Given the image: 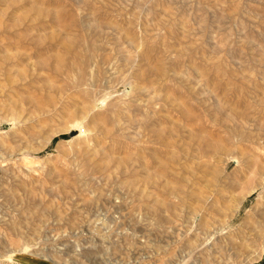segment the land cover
Wrapping results in <instances>:
<instances>
[{
    "label": "rangeland",
    "instance_id": "374dc122",
    "mask_svg": "<svg viewBox=\"0 0 264 264\" xmlns=\"http://www.w3.org/2000/svg\"><path fill=\"white\" fill-rule=\"evenodd\" d=\"M2 54L0 264H264V0H0Z\"/></svg>",
    "mask_w": 264,
    "mask_h": 264
},
{
    "label": "bare ground",
    "instance_id": "6f19581e",
    "mask_svg": "<svg viewBox=\"0 0 264 264\" xmlns=\"http://www.w3.org/2000/svg\"><path fill=\"white\" fill-rule=\"evenodd\" d=\"M57 23V22H56ZM70 23V22H69ZM59 24V23H58ZM60 25V24H59ZM69 26V25H68ZM61 27V26H60ZM73 27V26H72ZM67 38H69V39H71V37H67ZM65 40H66V37H65ZM60 41H61V39H60ZM67 41V40H66ZM66 41L64 42L65 44H66ZM69 41V40H68ZM63 43V44H64ZM69 43V42H68ZM63 44H61V45H63ZM75 44V43H74ZM72 45V44H71ZM62 47V46H61ZM68 48V46L67 45H65V49H67ZM67 52H69L68 50H66ZM66 51H64V52H66ZM76 54V53H75ZM56 56V55H55ZM0 57H2V60H3V54H2V56L0 55ZM9 57V56H8ZM53 57V56H52ZM42 58V57H41ZM56 58V57H55ZM5 59V58H4ZM76 59V58H75ZM7 60V59H6ZM5 60V61H6ZM63 60V59H62ZM62 60H60V57H57V61H56V64L54 65V67H53V74H52V76H50V77H38L37 79H29V80H27L26 79V81L24 82V84H26V85H28V86H31V84H33L34 82H42V83H44L45 84V88L47 87V90L48 89H50L51 91H54L55 93L57 92V94L59 95V97H61L62 98V95H63V93H64V89H65V87L61 84V85H59L56 81H55V77H59V76H62L63 74H65L64 72H61L60 70H59V68H60V66H61V63H62ZM88 60V59H87ZM48 61V60H47ZM86 61V60H85ZM6 62H8V61H6ZM14 62V61H13ZM12 62V63H13ZM38 62V61H37ZM83 62V61H82ZM0 63H2V61L0 62ZM15 63V62H14ZM64 63H65V61H64ZM77 63V62H76ZM87 63V62H86ZM8 64V63H7ZM38 64H40V66H43V64H45L44 63V61L43 62H38ZM66 64V63H65ZM16 65V64H15ZM45 65H47V63L45 64ZM6 67V66H5ZM13 68L12 69H14V66H12ZM85 67V66H84ZM18 69V68H17ZM9 70V69H8ZM16 70V69H15ZM83 70V69H82ZM9 72V71H8ZM7 72V73H8ZM83 72V71H82ZM89 72V71H88ZM23 75V74H22ZM33 75V74H32ZM69 75V74H68ZM24 76V75H23ZM83 74H79V77H78V80H77V84H76V86L75 87H79V86H81V85H83V83H84V80H83ZM26 77V76H25ZM16 79V78H15ZM21 79V78H20ZM22 79H25V78H22ZM21 79V80H22ZM70 79V78H69ZM57 80V79H56ZM8 81V80H7ZM10 81V80H9ZM23 81V80H22ZM20 83V82H19ZM22 83V82H21ZM72 83V82H71ZM86 83V82H85ZM37 85V84H36ZM39 86H41V87H38V89H40V90H42L43 91V87H42V85H39ZM66 86V85H65ZM27 87V86H26ZM67 87V86H66ZM23 88V87H22ZM28 88V87H27ZM30 88V87H29ZM37 88V87H36ZM36 88H34V90H37ZM81 89V88H80ZM83 89V88H82ZM24 90V89H23ZM29 90V89H28ZM13 91V90H12ZM31 92H32V90H31ZM30 91H28V95H27V93L25 94L26 96H24L20 101H24L23 103H27V104H29L30 106H32V107H34L33 109H35V110H37L36 111V113L39 111V114H40V111L42 110L41 108L42 107H44V102H42V100L43 99H46L45 98V96H44V98L42 99V94H40V96H35L34 94L33 95H31L30 93H31ZM39 92V91H38ZM45 92V91H44ZM54 92H52V93H54ZM81 92H83V91H81ZM33 93V92H32ZM18 94H19V92H18ZM21 94V93H20ZM39 94V93H38ZM9 95V94H8ZM42 95V96H41ZM55 95V94H54ZM69 96V95H68ZM11 97V96H10ZM38 97H41V98H39V100L37 99ZM12 99V98H11ZM10 99V100H11ZM18 99V98H17ZM41 99V100H40ZM48 99V98H47ZM50 99H52V98H50ZM8 100H9V98H8ZM55 100H57V99H55ZM14 101V100H13ZM48 101H50V100H48ZM52 101H53V99L50 101L51 102V104H53L52 103ZM6 102V101H5ZM12 102V101H11ZM44 103V104H42V105H40L41 103ZM45 102H46V100H45ZM4 104V103H3ZM11 104V103H10ZM20 104V103H19ZM25 104H23V105H25ZM50 103L48 102V104L47 105H49ZM51 104H50V106H51ZM55 106H56V102H55V104H54ZM1 106V105H0ZM4 106V105H3ZM41 106V107H40ZM20 107V106H19ZM31 107V108H32ZM46 107H48L49 108V106H46ZM45 107V108H46ZM2 108V107H1ZM4 108V107H3ZM9 108H10V106H9ZM12 108V107H11ZM14 108V107H13ZM17 108V107H16ZM183 108V107H182ZM29 109H30V107H29ZM41 109V110H40ZM47 109V108H46ZM51 109V108H50ZM11 110V109H10ZM13 110V109H12ZM26 110V109H25ZM44 110V109H43ZM48 111H49V109H47ZM52 110H54L55 111V113L56 112H58L59 111V109H57L56 107H54ZM62 110V109H61ZM82 110V109H81ZM183 110V109H182ZM21 111V110H20ZM46 111V110H45ZM47 111V112H48ZM83 111V110H82ZM11 112V111H10ZM34 112V111H33ZM44 112V111H43ZM50 112V111H49ZM63 112V111H62ZM69 112V111H68ZM78 112V111H77ZM182 112V111H181ZM20 112H18V114H19ZM35 113V112H34ZM59 113V112H58ZM69 113H71V112H69ZM182 113H184L185 114V116L186 117H194L195 115L191 112V111H189V110H187V109H185L184 108V111L182 112ZM32 114V113H31ZM38 114V113H37ZM44 114H45V112H44ZM66 114V113H65ZM77 114V113H76ZM22 116V113H20L19 114V116ZM43 115V114H42ZM19 116H16V117H19ZM26 117V116H25ZM30 117H32V116H30ZM37 117V116H36ZM35 117V118H36ZM44 117V116H43ZM46 117V116H45ZM28 118V117H27ZM26 118V119H27ZM48 118V117H47ZM46 119V118H45ZM194 119H195V117H194ZM12 120H18V121H22L21 120V117H19V118H13ZM35 120V119H34ZM42 120H44V119H42ZM90 121V120H89ZM42 122V121H41ZM157 129V128H156ZM156 131V130H155ZM154 131V132H155ZM161 131V130H160ZM192 131V130H191ZM57 131H53V133L52 134H54V133H56ZM162 132V131H161ZM190 132V131H189ZM195 132V131H194ZM159 133V131H157V134ZM51 134V135H52ZM191 134V133H190ZM194 134V133H193ZM156 135V134H155ZM160 136V135H159ZM48 137V136H47ZM200 139H202L203 140V143L205 144V147H206V149H209L211 152H209L210 154L212 153V154H214V155H216L218 152H221V151H223L224 149H223V146H222V143L220 142H218V140L216 139H212V138H200ZM86 148V147H85ZM207 152H208V150H207ZM216 158V157H215ZM236 160H235V162H237L238 164H243L242 163V159L240 158V157H238V156H236V158H235ZM99 163V162H98ZM260 163H258V165H259ZM257 165V166H258ZM250 167V165L249 164H247L246 165V168H249ZM215 169V168H214ZM238 169H240V168H238ZM211 170V169H210ZM213 171V170H212ZM242 171V170H241ZM258 171H259V173L260 174H263V172H264V164H260L259 166H258ZM209 172H211V171H209ZM243 172V171H242ZM213 173V172H212ZM218 173V172H217ZM231 173H233V172H231ZM235 173H236V171H235ZM244 174V173H243ZM158 176V175H157ZM232 176V175H231ZM159 177H161V176H159ZM235 177V176H234ZM243 177H244V175L242 176V179H243ZM235 179V183L237 184L238 182H239V180H238V178H234ZM241 180V179H240ZM231 182V181H230ZM234 182V181H233ZM232 182V183H233ZM232 183H229L232 187H233V185H232ZM262 183H264V180L262 181ZM262 183H256V184H253L250 188H248V192L250 191H253L254 189H256L257 187H259V186H261V185H263ZM235 184V185H236ZM240 184V183H239ZM240 186V185H239ZM235 188V187H234ZM175 191V190H174ZM220 192V191H219ZM246 193V192H245ZM230 194V193H229ZM219 199V198H218ZM159 200V199H158ZM239 200V199H238ZM237 200V201H238ZM229 201V200H228ZM152 202V201H151ZM164 202V201H163ZM239 202V201H238ZM224 204V203H223ZM151 206V205H150ZM226 209V208H225ZM220 210V209H219ZM262 214H263V210H262ZM229 215V214H228ZM246 217L248 218L249 216H247L246 215ZM245 221H246V219H245ZM245 221L243 222L244 224H248V223H245ZM260 221H262V220H260ZM247 222V221H246ZM262 223H264V222H262ZM255 224V223H254ZM263 225V224H262ZM253 227V226H252ZM251 227V228H252ZM250 228V227H249ZM252 229H254V228H252ZM255 229H256V227H255ZM259 230V229H258ZM254 233V232H253ZM257 236V235H256ZM248 237V236H247ZM246 238V237H245ZM242 241V240H241ZM238 242V241H237ZM263 242V241H262ZM242 243V242H241ZM241 243H236V245H242ZM260 244V243H259ZM254 246V245H253ZM244 251L242 252L243 254H245V253H249L248 252V250L251 248V246H249V245H247V246H245L244 245ZM237 251V250H236ZM251 252V251H250ZM239 254V253H238ZM241 254V253H240Z\"/></svg>",
    "mask_w": 264,
    "mask_h": 264
}]
</instances>
